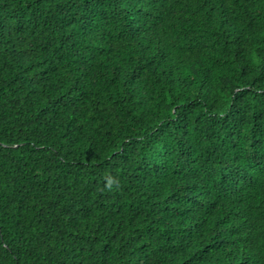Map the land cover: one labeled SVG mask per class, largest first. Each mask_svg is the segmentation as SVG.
Here are the masks:
<instances>
[{
	"label": "trees",
	"instance_id": "obj_1",
	"mask_svg": "<svg viewBox=\"0 0 264 264\" xmlns=\"http://www.w3.org/2000/svg\"><path fill=\"white\" fill-rule=\"evenodd\" d=\"M0 264H264V0H0Z\"/></svg>",
	"mask_w": 264,
	"mask_h": 264
},
{
	"label": "clouds",
	"instance_id": "obj_2",
	"mask_svg": "<svg viewBox=\"0 0 264 264\" xmlns=\"http://www.w3.org/2000/svg\"><path fill=\"white\" fill-rule=\"evenodd\" d=\"M177 108H178V106H177ZM191 115H194L191 118V120H193V126H194V128L197 129L195 127V124L197 125V127H199L201 125L200 124V117H203V115H208L209 117H214V116L218 115V113L214 112V113L203 114V112H201V110H198L196 112L194 111L193 114H191ZM200 136H202V135H200ZM254 242L256 243V246L253 245ZM254 242L251 244V246L253 248H255L256 251H258V254H261L262 252H261V250H259V244H257L256 241H254ZM256 254H257V252H256Z\"/></svg>",
	"mask_w": 264,
	"mask_h": 264
}]
</instances>
